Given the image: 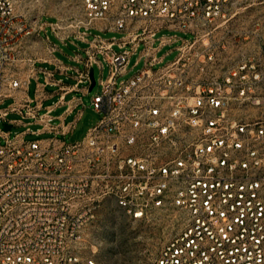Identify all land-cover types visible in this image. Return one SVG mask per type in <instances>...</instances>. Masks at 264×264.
I'll list each match as a JSON object with an SVG mask.
<instances>
[{
    "label": "built area",
    "instance_id": "1",
    "mask_svg": "<svg viewBox=\"0 0 264 264\" xmlns=\"http://www.w3.org/2000/svg\"><path fill=\"white\" fill-rule=\"evenodd\" d=\"M231 4L80 0V20L50 24L60 41L74 31L85 40L91 29L122 34L88 43L90 68L96 55L112 57L90 101L100 119L80 142L7 138L2 123L18 109L3 103L26 82L0 70V264H97L85 238L106 200L132 222L162 213L182 222L154 264H264V122L234 115L264 97L255 101V64L226 54ZM42 31L0 0V67L22 64ZM162 31L188 38L158 39ZM174 44L164 65L157 53ZM140 48L134 66L143 68L117 83Z\"/></svg>",
    "mask_w": 264,
    "mask_h": 264
},
{
    "label": "rangeland",
    "instance_id": "2",
    "mask_svg": "<svg viewBox=\"0 0 264 264\" xmlns=\"http://www.w3.org/2000/svg\"><path fill=\"white\" fill-rule=\"evenodd\" d=\"M14 13L18 20L32 23H57L66 27L70 20H80L82 12L80 0H13ZM231 20L222 35L226 54L232 61H252L256 68L257 82L254 85L255 101L264 97V0H232L229 7ZM91 35L104 40L119 41L122 34L102 33L91 29ZM176 35L180 39L188 36L162 31L157 38ZM43 38L58 43L50 29L42 33ZM220 34L216 38H220ZM91 40L92 37H89ZM59 44V43H58ZM158 46V42L155 43ZM176 44L165 46L157 53V58H164L163 64L172 62L176 57ZM115 51L119 52L115 47ZM141 48L129 59L127 73L117 79V83L125 82L143 68V62L138 61ZM103 69H94V77L105 80L109 74V67L102 62ZM2 78H8L22 72V64L8 63L2 68ZM99 93L96 85L90 97ZM90 98L84 99L83 117L77 124L75 135L66 143L80 142L86 131L93 127L100 119L90 108ZM7 102L2 108H5ZM234 115L248 123L264 122V105H239L234 108ZM22 129H12L11 137ZM34 140L28 137L27 141ZM182 230V222L169 213L152 215L141 222L130 221L116 205L109 200L104 201L97 211L95 223L86 232V246L94 255L97 264H154L164 246Z\"/></svg>",
    "mask_w": 264,
    "mask_h": 264
},
{
    "label": "crops",
    "instance_id": "3",
    "mask_svg": "<svg viewBox=\"0 0 264 264\" xmlns=\"http://www.w3.org/2000/svg\"><path fill=\"white\" fill-rule=\"evenodd\" d=\"M50 24L52 23H41L45 31L36 33L30 39L29 47L24 53V60H31L29 64L24 60L22 63L20 76L26 86L14 92L13 98H8L3 103V106L9 103L5 108L14 103L18 109V112L10 113L2 123V128L4 125L10 127V131L6 133L7 138L20 136L26 142L49 139L67 142L72 139L77 124L83 117L84 99L93 98L90 97L92 91L89 92V78L86 79L85 76L87 73L89 75L93 67L100 70L102 62L106 63L112 57V53H108L105 58L96 55L97 64L90 68L86 51L91 41L89 37H94L91 32L87 33L85 40L79 39L82 31H74L73 36L66 41H60L53 35L58 44L41 36L42 33H47ZM103 81L100 77L98 81L95 79V86L98 85L99 90ZM29 112L34 114L30 115ZM91 128L79 141L85 138ZM12 129L22 131L11 137ZM28 137L34 140L27 141Z\"/></svg>",
    "mask_w": 264,
    "mask_h": 264
},
{
    "label": "water",
    "instance_id": "4",
    "mask_svg": "<svg viewBox=\"0 0 264 264\" xmlns=\"http://www.w3.org/2000/svg\"><path fill=\"white\" fill-rule=\"evenodd\" d=\"M89 81H90V89H89V92H91L93 90V88L95 87V79H94V72H93V69H91L89 71ZM4 132L5 133H8L10 131V127L8 125H4V128H3Z\"/></svg>",
    "mask_w": 264,
    "mask_h": 264
}]
</instances>
